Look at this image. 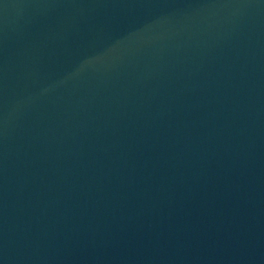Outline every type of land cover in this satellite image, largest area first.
I'll use <instances>...</instances> for the list:
<instances>
[{
	"label": "water",
	"instance_id": "obj_1",
	"mask_svg": "<svg viewBox=\"0 0 264 264\" xmlns=\"http://www.w3.org/2000/svg\"><path fill=\"white\" fill-rule=\"evenodd\" d=\"M0 264H264V0H0Z\"/></svg>",
	"mask_w": 264,
	"mask_h": 264
}]
</instances>
